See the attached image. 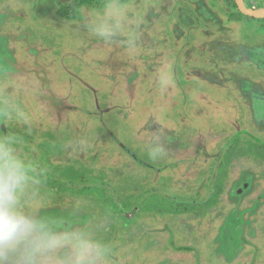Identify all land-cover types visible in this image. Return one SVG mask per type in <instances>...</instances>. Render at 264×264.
Wrapping results in <instances>:
<instances>
[{"label":"rangeland","instance_id":"1","mask_svg":"<svg viewBox=\"0 0 264 264\" xmlns=\"http://www.w3.org/2000/svg\"><path fill=\"white\" fill-rule=\"evenodd\" d=\"M72 1L0 0V63L36 114L5 128L48 169L50 206L106 217L110 264H240L242 248L264 264V18L235 0H129L143 13L129 54L59 16Z\"/></svg>","mask_w":264,"mask_h":264},{"label":"clouds","instance_id":"2","mask_svg":"<svg viewBox=\"0 0 264 264\" xmlns=\"http://www.w3.org/2000/svg\"><path fill=\"white\" fill-rule=\"evenodd\" d=\"M76 16L87 36L135 52L143 13L129 0L81 5ZM159 82L168 86L166 73ZM27 88L22 74L0 63V264H110L112 247L100 235L110 231L108 219L97 215L93 222L76 202L50 206L48 169L24 152V133L16 126L30 132L36 116L21 99ZM10 121L16 126L6 129Z\"/></svg>","mask_w":264,"mask_h":264},{"label":"crops","instance_id":"3","mask_svg":"<svg viewBox=\"0 0 264 264\" xmlns=\"http://www.w3.org/2000/svg\"><path fill=\"white\" fill-rule=\"evenodd\" d=\"M245 3H246V1H245ZM249 7V6H248ZM238 8V7H237ZM252 8H258V7H256L255 5H252ZM236 12V11H235ZM258 46H260L258 49V51H259V53L261 54V49L263 50L264 49V44L262 45H258ZM255 61H259L261 64L260 65H258L259 67H263L262 68V70L264 69V60H262V62L257 58V59H254ZM253 61V60H252ZM251 61V62H252ZM239 180H240V178L239 179H237L235 182H234V189L238 186V182H239ZM241 182V181H240ZM220 193V192H219ZM229 197H231L230 195H229ZM238 204H240V202H237V205ZM260 206L262 207V206H264V203H262V204H260ZM238 207H240V206H238ZM239 226V228H241L242 227V224L241 225H238ZM246 226H243V228H245ZM252 229V230H251ZM246 232L247 233H249L250 235H252V236H254V237H248V239H246V241H247V243L249 242L250 244H253V242H254V240H255V237H257V236H259L260 235V230L259 229H257V227H251V228H249V229H246ZM244 246V245H243ZM243 249L244 248H242V252H240V254L237 252L236 253V255H234L231 259H232V261H238V263H240V264H255V263H257L258 262V260H254V257H253V259H252V254L253 253H250V252H252L251 250H249V251H247V252H244L243 251ZM175 252V251H174ZM173 255V257L174 258H176V259H180L181 260V257L179 256V255H175L174 253L172 254ZM171 255V256H172ZM183 259V258H182ZM184 261H189V259L187 258V259H185L184 258ZM181 262H183V261H181ZM234 264H236V263H234Z\"/></svg>","mask_w":264,"mask_h":264},{"label":"trees","instance_id":"4","mask_svg":"<svg viewBox=\"0 0 264 264\" xmlns=\"http://www.w3.org/2000/svg\"><path fill=\"white\" fill-rule=\"evenodd\" d=\"M91 0H73L70 5L68 6H62L60 10H58V15L61 17H65L68 19H75L76 16V9L84 4L89 3ZM235 6L237 7L236 3ZM240 12V11H238ZM240 14H242L240 12ZM251 18V17H249ZM264 20V19H263Z\"/></svg>","mask_w":264,"mask_h":264},{"label":"water","instance_id":"5","mask_svg":"<svg viewBox=\"0 0 264 264\" xmlns=\"http://www.w3.org/2000/svg\"><path fill=\"white\" fill-rule=\"evenodd\" d=\"M239 11L247 16L255 18H264V8H251L245 3V0H235Z\"/></svg>","mask_w":264,"mask_h":264}]
</instances>
